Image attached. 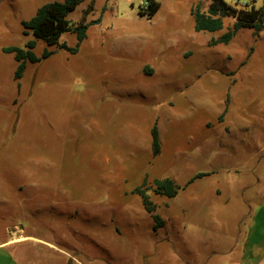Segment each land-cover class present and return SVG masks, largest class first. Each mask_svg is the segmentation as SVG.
I'll list each match as a JSON object with an SVG mask.
<instances>
[{
	"label": "rangeland",
	"instance_id": "1",
	"mask_svg": "<svg viewBox=\"0 0 264 264\" xmlns=\"http://www.w3.org/2000/svg\"><path fill=\"white\" fill-rule=\"evenodd\" d=\"M51 1L0 0V194L22 208L19 215L7 213L4 224L22 226L82 259L107 258L94 238L111 242L120 263L131 229L117 224L101 230L88 224L91 208L115 205L130 212L143 203L138 187L149 195L155 178L195 171L194 166H180L176 150L188 148L192 131H204L205 118L217 125L211 113L172 123L158 153L141 143L164 108L192 110L191 81L211 88L215 101L226 97L225 110L231 90L241 81L245 109L264 110V80L254 71L256 64H264V43L248 57L245 74L233 48L246 29L229 45L213 48L196 39L175 42L179 32L194 26L191 12L198 0H85L69 14L71 23L81 22L91 4L85 21H101L89 26L79 44L74 32L61 34L67 48L38 39L35 52L42 55L47 48L51 54L28 61L16 79L18 62L5 48L25 47L35 38L23 21ZM149 1L160 3L151 17ZM226 1L264 6V0ZM248 38L243 41L247 50L257 42ZM74 47L76 51L68 49ZM214 172L234 174L238 167L215 166ZM8 203L0 207L12 210ZM145 235L146 228L140 227L137 236Z\"/></svg>",
	"mask_w": 264,
	"mask_h": 264
},
{
	"label": "crops",
	"instance_id": "2",
	"mask_svg": "<svg viewBox=\"0 0 264 264\" xmlns=\"http://www.w3.org/2000/svg\"><path fill=\"white\" fill-rule=\"evenodd\" d=\"M198 1L202 10H206L209 1ZM234 21L233 17H225L222 29L197 31L194 20L191 31L179 32L175 42L196 39L213 48L229 45L246 29L243 39L233 48L240 57L239 70L245 72L249 68L248 57L262 50L264 29L255 34L252 28H241L228 42L212 44L213 39L222 35L215 32L227 30ZM205 33L210 35L205 36ZM247 37L257 41L249 50L243 42ZM254 71L260 81L264 80V64H256ZM197 81L190 83L191 111L164 108L155 122L162 150L164 135L172 123L180 124L199 112H209L218 118L216 126L212 119L205 118L204 131H192L188 148L176 150L180 166H194L195 171L183 177L166 176L180 186L174 196L155 190L149 192L155 205L153 212L144 203L130 212L120 211L115 205H94L93 215L86 219L88 224L93 223L101 230L117 224L131 229L123 262H117L116 246L102 239L94 238L106 250L107 258L88 255L87 259H82L70 255L52 241L27 233L22 226L5 225V215L9 212L19 215L22 208L18 201L0 194V204H7L9 199L12 208L0 207V264H264V110L250 112L245 109L239 94L241 81L231 90L227 110L226 97L215 101L213 90L201 87ZM153 125L150 136L141 140L151 150ZM128 133L133 140V131ZM215 166L238 167V173L218 175L214 172ZM199 173L202 174L197 176ZM138 197L143 202L139 194ZM155 213L164 221L161 226L155 227ZM143 226L147 235L139 238L137 231Z\"/></svg>",
	"mask_w": 264,
	"mask_h": 264
},
{
	"label": "trees",
	"instance_id": "3",
	"mask_svg": "<svg viewBox=\"0 0 264 264\" xmlns=\"http://www.w3.org/2000/svg\"><path fill=\"white\" fill-rule=\"evenodd\" d=\"M85 0H55L44 3L41 5L35 15L29 19L24 20L23 25L30 29L34 35V39L27 41L25 47L9 46L5 48V51L12 52L15 55V59L18 61V65L15 71V78L22 77L28 61L36 62L42 58L48 57L51 51L45 48L42 55H38L35 52L37 40H43L47 45H58L60 48H67L65 42H60L61 34L71 31L77 36L78 44L86 38L87 30L90 25L97 24L101 21L100 17H97L90 21H85L86 17L93 9V4L89 5L83 12V20L79 23L73 24L69 20L68 16L73 12L82 2ZM209 4L206 10H202L201 2L192 9V15L195 20V29L197 31L208 30L217 31L223 28L224 18L233 17L235 21L228 29L217 39L211 41L212 44L218 42H228L235 33L241 28H252L255 34H259L264 29V6L249 7L248 4H242L240 6L231 4L226 0H208ZM160 7L158 2H148V16L151 17L155 14ZM145 11H141L144 14ZM70 51H76L77 47L68 48ZM228 100V99H227ZM229 100L227 101L228 105ZM152 135V149L154 153H158L161 148V142L159 137V131L156 123L151 130ZM199 173L197 176H200ZM155 191L167 196H174L180 186L170 177L164 179H158L155 181ZM136 191L142 196L145 207L153 212L155 205L150 200L148 194H146L141 187H138ZM155 220V227L161 226L164 221L158 214H153Z\"/></svg>",
	"mask_w": 264,
	"mask_h": 264
}]
</instances>
